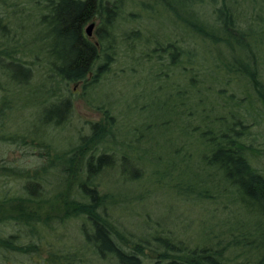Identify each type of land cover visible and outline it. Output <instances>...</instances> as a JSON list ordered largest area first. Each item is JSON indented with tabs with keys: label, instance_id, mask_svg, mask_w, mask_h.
<instances>
[{
	"label": "rangeland",
	"instance_id": "374dc122",
	"mask_svg": "<svg viewBox=\"0 0 264 264\" xmlns=\"http://www.w3.org/2000/svg\"><path fill=\"white\" fill-rule=\"evenodd\" d=\"M103 2L119 8L109 34L100 20L87 22L83 28L85 39L97 44L100 53L87 82L94 77L96 68L105 63V53L110 55V59L93 86L83 89L82 82L69 85L53 83L56 101L69 100L67 118L57 126L53 123L46 125V121H62V107L50 114L47 112L49 107L43 108V105L49 97L47 71L52 72L53 65L61 64L60 57L66 53L65 43L58 36L51 37L48 28L38 25L40 10L30 0H0V58L4 59H0V98L7 93L1 89L4 85L14 92L13 101L17 103L13 105L15 109L7 127L16 139L14 142H0V164L24 169L31 176L42 166L48 170L38 186L46 202L40 209L35 205L27 209V212L35 214L38 221L35 233L14 224H0L1 238L12 237L14 246L33 247L25 252L0 250V264H116L110 257L99 259L90 248H80L83 240L75 219L59 225L51 221V228L39 222L45 215L61 216L63 213L60 200L55 199L64 190L62 178L57 177L56 169L60 166L50 167L49 160L69 152L78 145L81 137L91 135L92 125H103L106 115L113 117L110 127L117 144L129 140L138 143L135 148L132 143L129 148L124 146L126 152L119 157L118 163L115 159V169L109 168L96 181L101 193L113 196L114 204L108 207V216L115 230L113 237L123 250L131 252L138 244L143 250V254L138 256L142 259L141 264H166V260L159 259L164 247L172 245L182 251H191L205 245L218 250L224 264H240L251 246L253 251L246 255L253 252L252 260L255 261L259 257L256 254L258 241L261 243L264 238V212L254 203L247 207L248 203L232 200L231 194H221L223 186L228 184H225L218 164L207 165L202 159L201 154L208 150L205 138L191 132L197 126L195 124H207L205 120L200 121L203 116L200 109L192 100L183 102L177 97L162 100L163 92H156L158 84L152 81L157 72L152 64L159 55L151 53L157 47L154 43L165 45L180 41L173 14L155 0ZM226 3L234 8L239 22L244 23L248 19V22L253 21L260 26L261 36L255 47L257 52L254 50L253 53L258 63L259 79L264 84V5H254L251 0H226ZM90 24L93 28L88 37L86 29ZM101 32H105L107 38L99 46L98 33ZM131 32L138 33V39L125 41L126 34ZM188 43L195 45L193 41ZM184 44L186 46V42ZM101 49L106 51L101 52ZM5 53H8L7 57ZM213 55L214 59L207 64L212 70L216 69L215 62L219 64L215 58L226 61L229 57L225 49L214 51ZM32 56L39 58L35 61ZM161 56V63L166 64L167 53L162 52ZM5 60H19L31 69L30 83L23 86L21 92H16L12 81L6 84L8 79L3 73L8 71L23 81L24 71ZM222 74L220 84L214 83L215 86L219 84L217 89L222 90V94H233L239 105L249 109L248 95L251 93L247 81L238 77L226 82ZM183 77L178 71L169 74L167 80L177 86L173 93L186 85ZM203 77L210 80L212 76L206 74ZM199 80H202L200 73ZM200 84L213 88L212 83L206 81ZM201 94L205 107L220 102L213 94L203 91ZM190 106L199 117L198 123L184 116ZM249 110L251 112L246 113L242 123L245 142L253 144L256 152L252 158L264 174V118L256 115L258 110ZM218 111H213L212 115ZM219 126L214 124L215 128ZM106 127L109 128V124ZM31 131H35L37 136L30 135ZM42 135L44 139H40ZM109 140L97 146L96 154L118 152L119 145ZM137 162L142 164H137L141 167L140 175L135 165ZM49 169L52 172L49 173ZM137 177L139 179L133 181ZM24 182L22 179L0 177V195H24L21 190ZM247 241L251 244L244 247ZM173 251L167 253L176 254ZM178 253L182 254L181 251Z\"/></svg>",
	"mask_w": 264,
	"mask_h": 264
},
{
	"label": "trees",
	"instance_id": "16d2710c",
	"mask_svg": "<svg viewBox=\"0 0 264 264\" xmlns=\"http://www.w3.org/2000/svg\"><path fill=\"white\" fill-rule=\"evenodd\" d=\"M30 1L35 8L40 10L38 25L48 28L51 37L58 36L65 43L66 53L60 57L61 64L53 65L52 72L47 71L46 83L47 86H50L47 89L49 97L43 105V108L49 107L47 112L50 114L55 113L53 111L58 107H62L64 114L62 121L58 123H56L57 121L53 122L52 119L46 121V125L53 123V125L58 126L67 118L69 100L56 101V90L52 89L53 83L56 85L59 83L69 85L70 83L82 82L83 89L96 84L100 73L105 71L110 55L105 53V63L96 68L94 77L90 82H87V77L91 73L100 53L97 44H92L85 39L83 28L87 22L100 20L104 30H107L109 34L119 6H107V3L103 2L104 0ZM155 1H159L162 6L166 7L168 12L173 14L174 25L179 30L180 38V41L177 40L175 43L165 45L161 42L159 44L153 42L157 47L152 49L151 53L157 52L159 54L156 55V59L152 64L157 69L154 77H152V81L158 84L156 92H163L161 94L164 97L162 100L177 97L183 102L192 100L195 103V106L203 114L200 121L205 120L207 124L201 125L198 123L199 117L191 106L184 116L197 121L198 124H195L197 126L191 132L198 133L206 140L208 145L206 149L208 150L201 154L202 159L207 165L218 164V170L221 172L225 184H228L226 187L223 186L220 191L221 194L225 193L226 196L231 194L230 198H233L232 200L236 201L238 199L242 203H248L247 207L249 204L254 203L261 212H264V174L252 158L256 151L252 143L247 144L245 142V127L242 125L247 117L246 113L250 111L249 109L258 110L256 115L264 118V84L259 79L258 63L254 54L257 52L255 47L259 42V35L261 36L259 24L253 21L248 22V19H245L244 23L239 22L240 19L237 13L232 6L226 3V0ZM251 2L261 7L264 5V0H251ZM98 34V44L101 46L102 40L107 38V35H105V32ZM138 35L135 32L128 33L125 36V41L132 38L138 39ZM190 41H193L195 45L190 46L188 43ZM222 49H225L229 54L228 59L222 61L220 57L215 58L216 61H219V64L214 61L216 69L212 70L207 67L210 60L214 59L213 52H219ZM101 50V52L106 51ZM162 52H166L168 55L167 65L161 63ZM5 54L7 57L8 53ZM32 57L35 61L39 58V56ZM8 63L16 65L24 71L25 79L23 81L16 79L8 71L2 72L8 79L6 84L12 81L16 87V92H21L23 86L30 83L31 69L23 66L19 60ZM175 71L185 77L186 85L180 90L176 89L173 93L172 90L177 86L175 87L173 83L170 84L167 78L171 72L174 73ZM222 72L225 75L224 80L226 82L238 77H242L247 81L251 93L250 96L248 95L249 109L244 105H239V102L233 99V94H222V90L217 89L223 78ZM199 73L200 76L202 75L201 81H198ZM206 74L212 76L213 82L211 79L207 80L206 77H203ZM203 81L212 83L214 89L202 86L200 82ZM44 82L43 89L46 88ZM215 82L219 84L215 86ZM3 86H1V89L7 91V93L5 92L0 98V142L6 143L9 141L14 142V139H16L14 133L8 131L7 127L11 120V112L15 109L13 105L17 103L13 101L14 92L9 87L5 86L4 88ZM202 91L213 94L220 102L211 103L208 107H205ZM258 106L261 108L259 109ZM215 110L219 111L212 115ZM249 116L252 117L253 114L250 113ZM112 121L113 117L106 115L103 125L99 123L92 125L91 135L81 137L78 145L69 152L63 153L61 156L56 155L52 160H49L50 167L60 166L59 169H56L57 177L62 178L64 190L60 191L55 199L60 200L63 213L61 216L45 215L42 221L39 220V222L44 227L51 228V221H56V225H59L75 219L78 222L79 232L83 240L81 249L87 250V248H90L99 259L110 257L116 264H141L142 259L138 257L143 254L141 246L136 244L133 251L127 252L114 239V226L108 216V207L110 208L114 204L113 196L109 193H101L96 182L97 178L104 176L109 168L115 169L119 157L126 152L123 150L124 146L129 148V144L132 143V147L135 148L138 145L133 140L117 144L115 134L111 130L112 127H110ZM107 124H109V128L106 127ZM214 124H220V126L215 128ZM201 127L204 128L203 131ZM30 135L35 136L36 132L31 131ZM40 137V139H44L43 135ZM106 138H110L111 143L119 145L118 152L109 155L106 151H102L96 154L97 146L106 141ZM46 157H48V154H46ZM115 159H117L116 163ZM137 164L138 162L135 165L140 175L141 167H137ZM141 165V163L138 164V166ZM46 169L45 166H42L34 171L31 176L24 169L0 164V177L25 181L21 185L24 195L14 197L0 195V224H14L30 233H35L38 221L35 214L27 212V209L34 205L40 209L41 204L46 202L42 197V192L38 189V186L40 187L42 183L41 181L45 179V173L48 172ZM50 170L49 173L52 172ZM117 173L121 174L119 171ZM155 175L159 176L158 173ZM136 179L139 178H134L133 181ZM36 196L37 198H35ZM11 239L12 237H0V250L13 249L25 252L28 248L33 247L14 246ZM250 244L251 242L247 241L243 246L247 247L245 245L250 246ZM257 245L258 252L256 254L259 257L253 261V252L246 255L248 251H253L250 246L248 247L250 249L247 252L245 251V257L240 264H264V238L261 243L258 241ZM164 248V253L159 254V259L161 261L166 260V264H224L219 251L205 245L201 249L191 251H182L178 246L172 245L170 248L169 246ZM169 250L176 254H168L167 251ZM179 251L182 254H179Z\"/></svg>",
	"mask_w": 264,
	"mask_h": 264
},
{
	"label": "water",
	"instance_id": "95a60500",
	"mask_svg": "<svg viewBox=\"0 0 264 264\" xmlns=\"http://www.w3.org/2000/svg\"><path fill=\"white\" fill-rule=\"evenodd\" d=\"M93 28V24H90L86 29V35L89 37L91 35V30Z\"/></svg>",
	"mask_w": 264,
	"mask_h": 264
}]
</instances>
